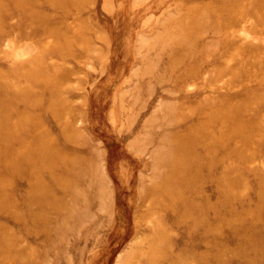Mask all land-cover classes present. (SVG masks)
I'll return each mask as SVG.
<instances>
[{
	"label": "rangeland",
	"instance_id": "374dc122",
	"mask_svg": "<svg viewBox=\"0 0 264 264\" xmlns=\"http://www.w3.org/2000/svg\"><path fill=\"white\" fill-rule=\"evenodd\" d=\"M31 1L0 5V87L12 86L0 90V172L7 156L29 155L21 168L3 174L8 183L0 180V203L6 197L0 264H245L239 254L245 233L232 231L250 223L258 224L263 238L253 239L264 248L258 201L264 198V99L257 97L264 93V9L255 6L258 0ZM196 9L206 27L196 29ZM33 69L47 81L28 79ZM225 101L230 113L240 108L253 137L243 155L232 152L244 140L227 139V157L223 139L206 142L214 145L208 161L215 163L204 170L208 180L199 181L207 207L224 209L215 205L219 188L230 202L227 218L206 216L201 224L220 233L200 240L196 219H181L170 204L180 198L172 190L182 182L163 183L182 135ZM41 144L54 147L50 169L38 158ZM202 148L197 151L206 154ZM223 164L230 168L227 187ZM187 184L197 197L194 180Z\"/></svg>",
	"mask_w": 264,
	"mask_h": 264
},
{
	"label": "bare ground",
	"instance_id": "6f19581e",
	"mask_svg": "<svg viewBox=\"0 0 264 264\" xmlns=\"http://www.w3.org/2000/svg\"><path fill=\"white\" fill-rule=\"evenodd\" d=\"M17 4L25 7L24 3L26 4V0H14ZM35 1V0H34ZM45 1V0H44ZM54 2H56L55 0H53ZM223 1V0H221ZM31 1L29 2V4L31 5ZM53 2V3H54ZM67 2V1H66ZM227 2V0H226ZM38 3V2H37ZM41 4V2H39ZM45 3H48L45 1ZM52 3V4H53ZM29 4H26L28 6H30ZM56 4V3H55ZM55 4L51 5V6H54ZM60 4H62L60 2ZM215 4V3H214ZM0 5H2V0H0ZM67 5V3H66ZM57 7H61L59 5H56ZM216 5H214L211 9H208L207 10V13L210 15H212L215 10H214V7ZM257 8L259 9H264V0H258V3L255 5ZM18 6L16 5V8ZM32 7V11L33 10V7L34 6H31ZM30 7V9H31ZM66 7V6H64ZM77 7V6H76ZM55 8V7H54ZM68 8V7H67ZM234 8V6L232 4H229L228 6V10H232ZM1 9V8H0ZM4 9V8H3ZM6 9V8H5ZM29 9V10H30ZM36 9V7H35ZM64 9V8H63ZM226 9V12H227V5L226 7L224 8ZM41 10V9H39ZM37 11V9H36ZM3 12V11H2ZM39 12V11H38ZM1 13V12H0ZM37 14V13H36ZM44 14V13H43ZM0 16H2V14H0ZM227 16V14H226ZM192 21L198 26V28L196 29H200L201 27V24H203L204 21L202 19V14L200 13V10L196 9V13L194 12L193 15H192ZM196 25L194 27H196ZM204 25V24H203ZM202 27H206L205 25ZM211 25H214V24H211ZM209 25V26H211ZM188 27V25H186ZM2 27V25L0 26ZM191 27V25H190ZM189 27V28H190ZM187 29V28H186ZM191 29L193 28H190V31ZM182 30V29H180ZM184 30V29H183ZM195 30V29H194ZM202 30V31H201ZM200 30V32H203V28ZM189 31V32H190ZM188 32V33H189ZM199 33V32H198ZM173 34V33H172ZM175 34V33H174ZM191 34V33H190ZM201 34V33H200ZM199 34V35H200ZM192 35V34H191ZM177 36V32H176V35ZM188 37V36H187ZM177 39V37H176ZM180 39V37H179ZM183 38L180 39V41L182 40ZM186 39V38H185ZM189 39V38H188ZM175 40V39H174ZM178 40V39H177ZM187 40V39H186ZM185 40V42H186ZM194 40V39H193ZM192 40V41H193ZM179 41V40H178ZM190 41V40H189ZM67 42V41H66ZM70 42V41H69ZM184 41H182L183 43ZM188 42V41H187ZM68 43V42H67ZM72 43V41H71ZM178 43V42H177ZM191 43V41H190ZM193 43V42H192ZM69 44V43H68ZM181 44V43H179ZM187 44V43H186ZM192 45V44H191ZM190 45V47H191ZM70 46V45H69ZM175 46V45H174ZM178 46V45H177ZM188 46V45H187ZM193 46V45H192ZM201 48H203V46L200 45ZM174 51L177 50V49H173ZM61 52H63L62 50H60ZM176 52V51H175ZM173 53V52H172ZM185 54V52H184ZM183 54V55H184ZM182 55V53H181ZM180 55V56H181ZM182 55V56H183ZM179 60V59H178ZM35 67V65H34ZM46 68V67H45ZM194 68V67H193ZM195 68H197L195 66ZM37 69L39 70V68L37 67ZM37 69H33L30 74L27 75L28 79L30 80H37V81H44L46 80L45 77L42 76V74H39L38 72L39 71H36ZM30 71V70H29ZM38 73V74H37ZM44 73V72H43ZM44 75V74H43ZM13 78V77H12ZM10 79V78H9ZM8 79V80H9ZM7 80V79H6ZM14 80V78H13ZM47 81V80H46ZM12 82V81H11ZM49 82V81H48ZM48 85V84H47ZM12 87V86H11ZM9 86V84H4L3 86L0 87V90H3L4 92L6 91L7 88H11ZM259 88V87H258ZM51 90V89H50ZM24 93H27V91H25ZM23 93V94H24ZM41 95V94H39ZM254 96V94H253ZM252 96V97H253ZM40 97V96H39ZM258 97V100H262L264 99V93L261 95V96H257ZM256 97V98H257ZM255 98V96H254ZM252 98V99H254ZM36 99V98H35ZM56 99V98H53V100ZM249 99V98H248ZM52 100V99H51ZM53 100L51 102H53ZM246 103L247 101V97H246ZM37 101V100H36ZM39 101V100H38ZM40 101H41V98H40ZM39 101V102H40ZM50 102L49 107H51L53 104ZM230 102V101H229ZM245 102V101H244ZM243 102V103H244ZM241 103V102H239ZM231 104L233 105V103L231 102ZM230 104V106H231ZM241 105V104H240ZM245 105V103H244ZM3 106L5 108H10L11 107V101H7V102H4L3 103ZM209 106V104H208ZM237 106H239L237 104ZM237 106H234V107H237ZM32 107V106H30ZM59 107H63V106H60ZM206 109H207V106H205ZM211 107V106H210ZM213 107V106H212ZM64 108V107H63ZM227 108H231L229 107V105H227V101L223 102L221 105H219L218 107H213V109H211V112L212 114L210 113L209 115L207 114L206 116H203V117H198L197 121L193 122V124L191 125V127H189V132L185 135H182L181 137V148H180V151L177 150V152L175 151L173 153V156L175 158V161L174 163H172V168L170 169V172H169V176H167V180H165V183H163V186L164 187H167L169 188V184L171 182L174 181V178H179L180 182H182V186H178L175 189H173L172 191L174 192L173 195L175 193H180V198L178 197V199H173V200H170V204H172V206H178V210H179V217L183 220L185 219H196L195 220V224L193 227V230H196L197 231V236L200 238V240H205L206 237H208L209 235L211 234H219L220 233V228L219 229H216V228H211L210 226H205V225H201L203 224V222L205 221L204 218H209L211 216V218H216V217H220V216H223L224 218H227V201L229 200V197L227 196V192L223 189L218 190V201L216 204H218V206H221L223 207L224 209L220 210H216V208L214 207H211V208H208L207 206L209 205V201L207 199V196L205 193H203L202 191V188L201 186L199 185V181H200V178H205V181L208 180L209 178V174L204 172L205 169H208L207 172H210V171H213V168H214V164L212 161H208L210 156H212L213 152H214V145L213 144H206L207 141H213L214 138L218 137V138H221L223 139V143L224 146V151H223V154L225 157H227V139H228V142H230L231 139L233 138H240V139H243L244 140V145L242 146V148L240 150H235L233 151L232 153H235V154H241L243 155L244 151L246 150V148L249 146V141L250 139H252L253 137V132L250 130V121L246 120V119H240L239 118V110L238 108H233V109H237V110H232V112L230 113V110L228 111ZM57 109V108H56ZM204 109V107H203ZM209 109V107H208ZM209 109V111H210ZM23 111L24 108H22ZM28 110V109H27ZM63 110V109H62ZM21 111V110H20ZM20 111H18L19 113V117H22L20 116V114H22ZM52 111H55V110H52ZM201 111L203 112V110L201 109ZM200 111V112H201ZM228 111V113H227ZM28 114L30 113L29 111H27ZM25 113V112H24ZM61 113V112H60ZM26 114V113H25ZM53 114V113H52ZM64 114V113H63ZM31 115V114H29ZM36 116V113L34 114ZM65 116V115H63ZM62 117V116H61ZM2 118V117H0ZM39 119V118H38ZM37 119V122L40 121V119L38 120ZM182 119V118H181ZM59 122V121H58ZM61 122V120H60ZM218 122H221L222 124L223 123H226L228 122L227 124H229V127H227L226 125L223 127L220 125V128H216L215 127V124L218 123ZM38 126V125H37ZM36 127V126H35ZM63 127V126H61ZM39 128V127H38ZM37 128V129H38ZM45 128V127H44ZM64 128V127H63ZM2 127H1V123H0V131H1ZM35 129V128H34ZM254 129V128H253ZM46 130V129H45ZM64 130V129H63ZM40 131V130H39ZM44 131V130H43ZM41 132V131H40ZM65 132V131H64ZM50 133V132H48ZM70 133V132H69ZM39 134V133H38ZM68 134V133H67ZM37 135V134H36ZM43 134H41L42 136ZM69 135V134H68ZM71 135V133H70ZM175 135V134H174ZM177 135V134H176ZM180 135V134H178ZM51 136V134H50ZM53 136V135H52ZM51 136V137H52ZM38 137V136H37ZM6 139H10L9 136H6L4 137ZM43 138V137H42ZM25 139V138H24ZM23 139V140H24ZM40 139V138H39ZM45 139V138H44ZM46 139H47V136H46ZM51 139V138H50ZM65 139V138H64ZM41 140V139H40ZM49 140V139H48ZM54 141V140H53ZM72 140H70L71 142ZM24 142V141H23ZM50 142V141H49ZM47 143V142H46ZM76 143V141L74 142ZM73 143V144H74ZM78 143V142H77ZM76 143V144H77ZM72 144V143H71ZM202 144L203 148H202V152L203 153H206V154H200V152H198L197 150H200V145ZM42 146L38 147L39 148V160H41V163L45 164L44 166L47 165V167L50 169V167L52 166V161H51V158L53 157V155L55 154V151H54V147L52 146V144H50L49 146H46V147H43L44 145L41 144ZM58 147V145L56 146ZM245 148V149H244ZM60 150V149H59ZM64 151V150H63ZM6 153L8 155V152L6 150ZM58 153H62V152H58ZM66 153V151H65ZM68 154V153H67ZM73 154V153H72ZM71 155V153H70ZM29 157V155L27 153H22V155L18 156V157H6L5 160H4V167L2 168V171L0 173V180H2L3 178V174H7L8 171L12 170L13 168H21L22 167V162L23 160H27V158ZM61 157H66L65 155L63 156L61 154ZM68 157V156H67ZM72 158V157H71ZM75 158V156L73 157ZM72 158V160H73ZM70 159V158H69ZM206 159V162H208V165H207V168H205V165L203 163V160ZM49 161H51V164L48 163ZM223 167V170H222V177H221V184H222V187L223 185L227 187V171H229V167H227V165H222ZM239 168H243L244 166L240 165L238 166ZM205 173V174H204ZM53 175H57L55 174L54 172L52 173ZM188 178L193 179L195 184H194V193H196V196L197 197H193L190 193L191 189L193 188V186H188L185 185L184 186V182H187L188 181ZM6 178H4L3 180H5ZM2 180V181H3ZM172 180V181H171ZM9 181V180H8ZM4 182V181H3ZM7 182V181H5ZM4 182V183H5ZM8 183V182H7ZM193 185V184H192ZM262 189V188H261ZM2 191V190H1ZM9 191V190H8ZM8 194V192H7ZM201 194L202 196L199 197L198 195ZM192 196V197H191ZM2 197H3V194H2ZM1 197V198H2ZM8 199V198H7ZM258 201L260 203V206L263 205L264 207V198H258ZM230 202V200H229ZM6 203V197L4 198V202L2 201L0 203V206L2 205H5ZM10 203V202H9ZM13 205V204H12ZM173 207V208H174ZM262 210L264 211V208H262ZM252 210L250 209H245L243 211V213H248ZM207 216V217H206ZM258 219V218H257ZM206 222V221H205ZM204 222V223H205ZM256 226H258V224L256 223H250V224H246V225H239L237 226L236 228L233 229L232 233H245V239H247L246 241V244L243 246V248H241L242 250L239 251V254L241 256V258L243 259V262L246 264V263H250V262H258V264H262L264 262V248L263 246L261 245V243L259 241H255L253 239L254 235H257L259 233V235L263 238V234L262 232H259L256 228ZM261 238V239H262ZM5 240H2L1 242H3ZM215 248L218 249L219 246H214ZM250 250L252 251V257H247L246 256V252ZM209 251V250H208ZM4 253V252H3ZM217 260V259H216Z\"/></svg>",
	"mask_w": 264,
	"mask_h": 264
}]
</instances>
